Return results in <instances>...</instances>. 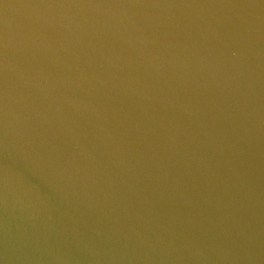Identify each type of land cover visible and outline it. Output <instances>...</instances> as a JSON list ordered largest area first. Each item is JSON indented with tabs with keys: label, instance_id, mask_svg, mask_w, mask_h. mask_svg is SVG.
<instances>
[{
	"label": "water",
	"instance_id": "water-1",
	"mask_svg": "<svg viewBox=\"0 0 264 264\" xmlns=\"http://www.w3.org/2000/svg\"><path fill=\"white\" fill-rule=\"evenodd\" d=\"M0 264H264V0H0Z\"/></svg>",
	"mask_w": 264,
	"mask_h": 264
}]
</instances>
